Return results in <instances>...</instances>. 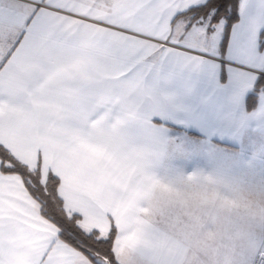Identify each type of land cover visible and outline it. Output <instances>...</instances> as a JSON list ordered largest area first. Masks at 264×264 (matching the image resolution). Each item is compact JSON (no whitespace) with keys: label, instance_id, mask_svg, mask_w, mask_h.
Instances as JSON below:
<instances>
[{"label":"snow or ice","instance_id":"6c2138e0","mask_svg":"<svg viewBox=\"0 0 264 264\" xmlns=\"http://www.w3.org/2000/svg\"><path fill=\"white\" fill-rule=\"evenodd\" d=\"M264 131V0H0V264H264V180L174 162Z\"/></svg>","mask_w":264,"mask_h":264},{"label":"crops","instance_id":"0c3cea01","mask_svg":"<svg viewBox=\"0 0 264 264\" xmlns=\"http://www.w3.org/2000/svg\"><path fill=\"white\" fill-rule=\"evenodd\" d=\"M223 152V159L212 161L203 156H194L174 163L187 171L202 169L210 171L220 167L236 179H254L256 173H262L264 179V131L255 125L243 129L236 141H217ZM258 178V177H256Z\"/></svg>","mask_w":264,"mask_h":264},{"label":"rangeland","instance_id":"374dc122","mask_svg":"<svg viewBox=\"0 0 264 264\" xmlns=\"http://www.w3.org/2000/svg\"><path fill=\"white\" fill-rule=\"evenodd\" d=\"M254 176H255L254 179H248V178L246 177V179H244V180H252V181H260V180H264V179L261 178V177H262V173H256ZM256 177H258V178H256Z\"/></svg>","mask_w":264,"mask_h":264}]
</instances>
